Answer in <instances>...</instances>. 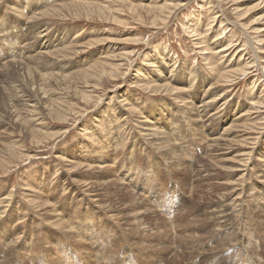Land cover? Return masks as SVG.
Instances as JSON below:
<instances>
[{"label": "rangeland", "instance_id": "1", "mask_svg": "<svg viewBox=\"0 0 264 264\" xmlns=\"http://www.w3.org/2000/svg\"><path fill=\"white\" fill-rule=\"evenodd\" d=\"M42 25L30 41L48 39L51 60L32 75H68L88 99L53 81L72 108L58 120L35 77L0 76V264H264V0H0V69ZM107 63L119 66L87 83ZM19 84L38 112L16 101ZM27 112L59 134L31 139ZM234 119L232 151L211 154ZM144 126L167 130L173 160ZM84 154L77 171L66 165ZM89 155L112 166L85 170Z\"/></svg>", "mask_w": 264, "mask_h": 264}, {"label": "bare ground", "instance_id": "2", "mask_svg": "<svg viewBox=\"0 0 264 264\" xmlns=\"http://www.w3.org/2000/svg\"><path fill=\"white\" fill-rule=\"evenodd\" d=\"M171 6V5H170ZM164 7V6H163ZM173 7V6H172ZM170 8V7H169ZM168 8V14L167 15H165V16H169L171 13H174V11L176 10V9H179L180 7H179V5H177V6H175V8H172V9H169ZM24 9V8H23ZM165 8H158V10H160V11H162V10H164ZM19 11V10H18ZM159 11V12H160ZM166 11V12H167ZM158 12V13H159ZM37 14V13H36ZM32 15V14H31ZM33 16V15H32ZM31 16V18H29V19H27V20H33L34 18H36L35 16H33L32 17ZM37 18H39V17H37ZM168 18V17H167ZM166 18V19H167ZM26 22H28V21H26ZM25 24V23H24ZM15 27H18V26H16L15 25ZM20 28L22 29L23 27H21L20 26ZM43 29L44 28V26L42 25V26H40L39 28H36L35 29V31L37 30V33H36V35H34V36H32V37H29V39H27V41H28V43H27V45H28V47H26L22 52H20L21 54H20V58H22L21 60H19V61H10V62H8V63H6L5 64V67H3L4 68V72H7L8 71V73L5 75V74H1L0 76H7V78L8 77H10V78H12L13 77V74L14 73H11L12 71H14V72H19V71H26V73H28L30 76H33V77H35V81L33 80V83H37L38 84V81H40V84H39V86H41L40 88L41 89H43V93H45V95L46 94H48L49 92L50 93H52L51 94V97H50V94H48L47 95V97H48V99L47 100H45V102H43L42 104H41V107H43V108H46V106L44 107V103L45 104H47L48 105V113L51 115V116H53V117H55V118H57L58 120L60 119V120H62V121H64L66 118V114H69V112H70V109L72 110V108L71 107H67V106H65L64 105V102H63V99H61L60 97H55V95H54V87H53V85H51V83H53V81H56L55 82V85L57 84H59V87L60 86H62V84L63 85H65V84H68V86H66L68 89H73L75 92H73L75 95H81V97H83L84 99H88L87 98V93L86 92H84L83 90H81L80 91V89H77L76 87H78V85L77 86H75L74 84H70V83H68V78H69V76L68 75H66V76H59V75H61V74H58V75H56L55 73H53V74H48V75H45V74H43L42 72H40V74L41 75H39V76H36V74H34V75H32V72L31 71H35L36 69H38V67L37 66H41V65H43L44 64V66H48L49 65V63H50V60L51 59H49V56H51V55H49L50 53H51V50H50V47L52 46V44H50V42H49V40L47 39V41L46 42H43V44H38V45H35V42L38 40V38L39 37H42L43 36V32L45 31V30H39V29ZM46 29V28H45ZM2 32L3 31H1V34H2ZM0 34V35H1ZM31 36V35H30ZM45 38L46 37H48V34H45V36H44ZM30 40H34L33 42H31ZM59 39H53L52 40V42H54V43H57V41H58ZM230 40V39H229ZM259 41H261V42H263L264 40H259ZM49 42V43H48ZM26 43V42H25ZM33 43V44H32ZM264 43V42H263ZM55 46V45H54ZM232 47V46H231ZM227 48V47H226ZM53 57V56H52ZM51 58V57H50ZM10 59V58H9ZM11 60H13V59H11ZM21 63L20 64V67H19V65H16L15 63ZM111 62V61H110ZM51 63H52V61H51ZM53 64H54V62H53ZM117 64V63H116ZM4 65V64H3ZM120 65H121V63H120ZM97 65H94V67H92L91 69H89L87 72H86V78H87V83L89 82V80L90 79H93V77H95L96 79H98V80H101L105 75H107L108 73H110L111 71H112V69L115 67H118L119 66V64H117V65H114L113 63H111V64H109V63H107V64H103V65H101V66H97ZM51 67V66H50ZM121 67V66H120ZM119 67V68H120ZM3 68H1L0 69V72L3 70ZM119 68H118V70H119ZM33 69V70H32ZM35 69V70H34ZM39 70V69H38ZM38 70H36V71H38ZM116 70V69H115ZM3 72V71H2ZM113 73V72H112ZM233 74V73H232ZM74 75V74H73ZM159 75V74H158ZM72 76V75H71ZM37 77L39 78V80H37ZM106 77V76H105ZM15 78V77H14ZM71 78V77H70ZM4 80L5 78H1V80ZM30 79H31V77H30ZM105 80V79H104ZM7 81V80H6ZM85 81V80H84ZM150 81V80H149ZM148 81V82H149ZM168 81V80H167ZM15 82H16V79H15ZM86 82V81H85ZM104 82V81H103ZM156 82V81H155ZM147 83V82H146ZM150 83V82H149ZM153 84V83H152ZM96 85V84H95ZM147 85H149V84H147ZM155 85H156V83H155ZM155 85H154V88H155ZM160 85H164L163 83H161ZM167 85V84H166ZM150 86H151V84H150ZM153 86V85H152ZM165 86V85H164ZM49 87V88H48ZM58 87V88H59ZM86 87V86H85ZM87 87H90V86H87ZM91 87H93V86H91ZM161 87V86H160ZM166 87H169V85H167ZM19 91H18V94L15 96L16 97V101L18 102V103H20L21 105H23V107L25 106V107H27V111L28 112H31L32 114H34L35 113V111H37L38 112V109H39V107H40V105L38 104V101L39 100H37V95L36 94H34V93H32L30 90L31 89H27L26 90V88L24 87V85H21V84H19ZM37 88H39V87H37ZM62 88V87H61ZM84 88V87H83ZM151 88V87H150ZM149 88V89H150ZM153 88V87H152ZM154 88L152 89V90H154ZM159 88V87H158ZM65 89V88H64ZM67 90V89H66ZM174 90V89H173ZM66 92V91H65ZM14 93V92H13ZM90 93V92H89ZM15 94H16V92H15ZM35 95V96H34ZM90 95V94H89ZM80 97V98H81ZM89 97V96H88ZM210 97V96H209ZM100 98V97H99ZM215 98V97H214ZM214 98H212L213 100L212 101H208V98H206V99H204V100H201L200 101V105H199V107H201L202 108V110H201V112L202 111H205L206 110V108L208 107V106H210V103L211 102H215L216 100L214 99ZM91 99V98H90ZM100 100V99H99ZM89 101V100H88ZM87 101V102H88ZM68 102V101H67ZM18 103H16L15 105L16 106H19L20 108H21V106H20V104H18ZM32 103V104H31ZM188 103V102H187ZM195 106V105H194ZM185 107V106H184ZM211 107V106H210ZM12 108H14V107H12ZM33 108V109H32ZM192 108V107H191ZM2 109L3 108H0V119H2L1 120V122H4V123H8L6 120H8L9 119V117L6 115V114H3L2 112ZM196 109H197V107L195 106V108H193V109H190L191 110V112H192V110H194L196 113H192L193 115H196L197 117H198V114H197V111H196ZM213 109V108H212ZM20 111H22L21 109H20ZM200 111V110H199ZM207 112H208V110H206ZM5 112H7V111H5ZM12 112V110L10 111V113ZM27 112V114L25 113V115L27 116V118H24L23 119V122L24 123H31V125H30V128L28 129L29 130V134H30V137H31V139H33V140H37V139H40L41 137H42V139L43 138H45V139H47V138H49V137H53V136H56V135H58L59 133L57 132V133H44L45 131H43L41 128H40V126H41V121L40 122H37L38 121V118H32V117H30V118H28V114L30 115V113H28ZM206 112V113H207ZM31 114V115H32ZM37 114H39V113H37ZM41 114V113H40ZM201 114V113H200ZM205 114V113H204ZM14 115V114H13ZM30 115V116H31ZM20 116H24V115H22L21 114V112L19 113L18 112V116H17V119L20 117ZM33 117H34V115H32ZM204 116H206V114L204 115ZM211 116V115H210ZM210 116H208L207 115V119H206V121H211V120H213V119H210L209 117ZM215 119V118H214ZM146 120H147V118H146ZM14 121V120H13ZM15 121H17V120H15ZM66 121V120H65ZM148 122V121H147ZM10 123H12V122H10ZM229 125L224 129V136H218V137H212V143L210 144L211 145V151H210V153L211 154H215V155H217L218 153H222V154H225V153H227L228 151H230L231 150V144H230V142H232L231 140L232 139H234V138H229V137H231L233 134H236V132L238 131V127H239V125L235 122V119L234 120H231V122L230 123H228ZM144 125H147L146 123L144 124ZM214 123H205V126H210V128H209V131L211 132V133H213L212 131H214ZM201 127H202V125H201ZM144 129L143 130H147V132H148V134L147 135H149V136H151L150 138H151V140H152V142H153V144H154V146H155V148L157 149V150H161V152L163 153V155H165V156H168L170 159H172L173 160V158H171L172 157V155H174V153H175V151L177 152V146H176V144L174 143V142H172L170 139H169V137L167 138L166 136H164L165 134V132L167 131L166 129V131L164 132V131H162V129H161V126H158V128H152V126L151 127H147V126H144L143 127ZM251 128V127H250ZM241 129V128H240ZM259 129V128H258ZM244 130V129H243ZM252 130V129H251ZM43 131V132H42ZM240 131H242V129L240 130ZM146 132V133H147ZM208 133V132H207ZM259 133H262V132H259ZM203 135V134H202ZM209 135V134H208ZM213 135H215L214 133H213ZM167 136H170V134H168ZM40 137V138H39ZM209 137V136H208ZM146 138V137H145ZM175 138V137H174ZM203 139V138H202ZM208 139V138H207ZM110 140V139H109ZM112 140V139H111ZM145 140H147V139H145ZM150 140V139H149ZM206 140V139H205ZM211 140V139H210ZM254 140H255V138H254ZM257 141V140H256ZM100 142V141H99ZM234 142V141H233ZM99 144V143H98ZM96 145V148H98L96 151L94 150L93 151V153H97V154H102V152L104 151L105 152V148L102 146V145ZM233 144V143H232ZM237 145V144H236ZM206 146V145H205ZM118 147V146H117ZM235 147V146H234ZM10 148V147H9ZM230 149V150H229ZM233 149H236V148H233ZM13 150V149H12ZM159 150V151H160ZM208 150V149H207ZM226 150H227V152H226ZM232 151V150H231ZM230 151V152H231ZM9 155L10 156H15V152H11L10 150H9ZM161 154V153H160ZM207 154H209V153H207ZM215 155H213V156H215ZM250 155V154H249ZM5 156V155H4ZM22 156V155H21ZM176 156V155H175ZM208 156V155H207ZM206 156V157H207ZM218 156V155H217ZM216 156V157H217ZM2 157H3V155H2ZM60 157H62V158H64L63 156H61L60 155ZM59 157V158H60ZM89 157V159L88 160H90L91 162H89V161H87V162H85V164H84V162H83V166H82V168H85V170H99V171H101V169L102 168H109V167H111L112 165H110L111 163H112V161H106V162H103V159L102 158H100V155H99V158L97 159V160H99L100 162H95V161H97L96 159L95 160H92V158H91V155H89L88 156ZM106 157V156H105ZM5 158V157H4ZM4 158H0V168L3 166V164H4ZM8 158V157H7ZM26 158V157H25ZM61 158V159H62ZM223 158V157H222ZM65 159V158H64ZM84 159H87V157H86V154H84V155H82V156H79L78 157V155H77V157H73V158H69V160L67 159L66 161H70L71 160V162H66L67 164V166H73V168L71 167V169H73V171H77L78 170V168H79V166H78V164H79V161L78 160H84ZM223 160V159H222ZM94 162V163H93ZM111 162V163H110ZM70 165H69V164ZM109 163V164H108ZM125 164V163H124ZM115 167V166H114ZM5 169V168H4ZM70 168H69V170H71ZM130 169V168H129ZM129 169H127V168H125V169H122V171H121V173L123 174L124 172L125 173H128L130 170ZM177 169V168H176ZM237 170V167L235 166L234 167V169H233V171H236ZM104 171H106V170H104ZM92 172V171H91ZM102 172V171H101ZM105 177H106V179H107V181H111V179L110 178H107L108 176H107V174H105ZM197 179V178H196ZM122 180H123V178H122ZM127 183V182H126ZM125 182H123V181H121L120 182V185L123 187L124 185H127ZM93 185L94 184H92V185H90L89 183H86L85 184V186L84 187H87L86 189L87 190H92V191H94V192H97L95 189H93L94 187H93ZM134 194V193H133ZM91 195V194H90ZM93 196H96V193L95 194H92ZM91 195V196H92ZM125 196L126 197H128V199H132L133 198V196H132V194H130V195H127V194H125ZM93 198V197H92ZM98 198H100V197H98ZM94 199V198H93ZM33 201V200H32ZM11 202V201H10ZM35 202V201H34ZM102 204V203H101ZM137 205H139V204H137ZM35 206V205H34ZM54 207V206H53ZM45 209V208H44ZM107 209V208H106ZM142 213H144V212H142ZM109 215V214H108ZM60 216V215H59ZM114 216V215H113ZM113 218V217H112ZM73 221V220H72ZM63 223V222H62ZM135 223V222H134ZM64 225H65V223H63ZM131 224V223H130ZM60 225V224H59ZM128 225V224H127ZM194 225V224H193ZM197 225V224H196ZM70 225H68L67 227H69ZM190 227V226H189ZM140 228H143V227H140ZM151 231V230H150ZM150 233V232H149ZM156 236V235H155ZM251 236V235H250ZM250 238V237H249ZM251 239V238H250ZM224 242V241H223ZM225 244V243H224ZM227 244V243H226ZM249 245V244H248ZM83 247V246H82ZM172 262V261H171Z\"/></svg>", "mask_w": 264, "mask_h": 264}]
</instances>
